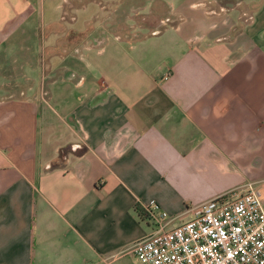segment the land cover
Returning a JSON list of instances; mask_svg holds the SVG:
<instances>
[{
	"label": "crops",
	"instance_id": "crops-1",
	"mask_svg": "<svg viewBox=\"0 0 264 264\" xmlns=\"http://www.w3.org/2000/svg\"><path fill=\"white\" fill-rule=\"evenodd\" d=\"M28 1L0 0V264H140L144 204L264 199V0Z\"/></svg>",
	"mask_w": 264,
	"mask_h": 264
},
{
	"label": "built area",
	"instance_id": "built-area-1",
	"mask_svg": "<svg viewBox=\"0 0 264 264\" xmlns=\"http://www.w3.org/2000/svg\"><path fill=\"white\" fill-rule=\"evenodd\" d=\"M142 209L154 230L132 245L140 264H264V199L252 182L191 206L179 223L155 201Z\"/></svg>",
	"mask_w": 264,
	"mask_h": 264
},
{
	"label": "rangeland",
	"instance_id": "rangeland-1",
	"mask_svg": "<svg viewBox=\"0 0 264 264\" xmlns=\"http://www.w3.org/2000/svg\"><path fill=\"white\" fill-rule=\"evenodd\" d=\"M29 2H30V4H27L25 6V12L31 14L33 17L39 18L40 12H41V6H40L41 4L37 0H29L28 3ZM45 10H46V12H49V8H48L47 5L45 6ZM60 13H61V10L60 9L59 10H56V14L57 15H59ZM89 14H90V11H83V10L79 11V13H78V20H77L79 27H81V28H84L85 27L84 26L85 25L84 18L88 17ZM155 18H156V14H155ZM28 23H30V21H28ZM28 23H26V24H28ZM32 37L35 38L34 36H32ZM32 43H33L35 49L36 48L39 49V43L35 42L34 40H33ZM36 55H37L38 60H40L41 54H36ZM169 215L171 216V214H169ZM186 217L187 216L177 217L175 219V222L176 223H179L180 221H182Z\"/></svg>",
	"mask_w": 264,
	"mask_h": 264
},
{
	"label": "trees",
	"instance_id": "trees-1",
	"mask_svg": "<svg viewBox=\"0 0 264 264\" xmlns=\"http://www.w3.org/2000/svg\"><path fill=\"white\" fill-rule=\"evenodd\" d=\"M143 210V209H142Z\"/></svg>",
	"mask_w": 264,
	"mask_h": 264
}]
</instances>
